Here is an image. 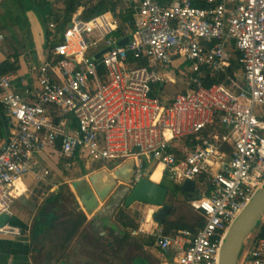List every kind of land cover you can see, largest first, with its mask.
<instances>
[{"label":"built area","instance_id":"built-area-1","mask_svg":"<svg viewBox=\"0 0 264 264\" xmlns=\"http://www.w3.org/2000/svg\"><path fill=\"white\" fill-rule=\"evenodd\" d=\"M123 2L120 12L131 18L122 33L112 11L85 19L83 5L73 14L37 69L32 100L15 90L13 75L0 76V102L12 123L0 153V216H10L0 237L23 236L12 207L26 175L50 174L42 154L108 170L131 161L133 184L161 166L156 182L199 180L211 189L190 200L205 213L198 230L166 234L150 210L130 234L155 237L163 253L174 249L173 264H219L228 228L264 185V0ZM49 28L55 32L57 23ZM234 51L241 75L228 77L229 86L205 85L204 71H226ZM130 55L145 64L131 68ZM155 63L163 69L151 68ZM187 72L194 76L186 92L168 103L152 95L153 84H176L175 73ZM242 264H264V236L252 238Z\"/></svg>","mask_w":264,"mask_h":264},{"label":"crops","instance_id":"crops-1","mask_svg":"<svg viewBox=\"0 0 264 264\" xmlns=\"http://www.w3.org/2000/svg\"><path fill=\"white\" fill-rule=\"evenodd\" d=\"M62 8L61 0H0V33L3 35V38L0 39V64L8 60L17 66L16 72L5 74L13 75L15 90L26 100L34 98L37 90V69L43 62L51 58L53 40L61 36L63 28H58V23L55 32L48 29L47 26L51 21H54L52 10ZM163 97L168 102L173 98L164 95ZM11 129L12 123L0 102V148L4 144L6 134H10ZM62 157L50 152L42 154L38 160L41 165L49 169L50 174L40 179L36 173L31 172L19 184L23 193L16 200H21L24 211L12 214L11 221L21 226L24 229V234L19 238L0 237V264H97L94 250L97 239L107 240V245L111 246L112 235L106 230V221L108 220L104 214H99L100 211L88 214L83 208H78L79 219L78 216L67 218L55 214L60 201V183L56 170ZM45 161L48 165L44 163ZM73 161L82 162L83 160ZM49 163L54 165L56 170L51 169ZM70 163L68 162V164ZM83 167L89 170L88 172L100 170H90L85 163H83ZM54 171L56 173L52 175ZM140 204L145 207H153L148 204ZM102 205L103 202L101 207ZM158 208L160 210V207ZM150 210L154 209H149L146 216ZM159 210L157 212L154 210V220L163 228V221L156 218ZM82 214L86 216V219H83ZM63 222L72 224V228L68 232H65ZM100 223L101 226L98 227L97 225ZM58 224L63 225V228L60 229L62 232L58 233L57 246L52 245L50 240L46 241L41 247L46 257L41 263L36 261L34 256L40 249L38 246L39 237L55 235L56 232H52L53 226H58ZM128 228L134 227L125 228L127 235L132 238L140 237L146 247L154 248L153 250L158 253L159 260L153 259L152 254L148 264H171L164 261L171 251L163 253L157 246L155 237L144 234L132 236ZM114 234L119 235L118 237L122 239L126 237L124 233L119 234L118 231ZM54 250H56L57 256L51 259L50 253Z\"/></svg>","mask_w":264,"mask_h":264},{"label":"rangeland","instance_id":"rangeland-1","mask_svg":"<svg viewBox=\"0 0 264 264\" xmlns=\"http://www.w3.org/2000/svg\"><path fill=\"white\" fill-rule=\"evenodd\" d=\"M121 4L123 5L124 2L121 0ZM47 25V24H46ZM49 29V25L47 26ZM58 38H55L54 40H57ZM53 40V42H54ZM98 54H101L98 53ZM97 54V55H98ZM96 55V56H97ZM95 56V58H96ZM138 66L136 64L130 65V67H135ZM184 68L186 66H183ZM151 68H155L157 70H162L163 66L160 63H155L154 65L151 66ZM237 72L239 75H241L242 70L240 67L237 68ZM177 83L176 84H162V89L159 91V94L161 96H169V97H174L177 93H182L186 92L188 90L187 87V81L185 77H177ZM66 117L69 120L73 119V114L71 112L66 113ZM83 162V161H82ZM76 162L73 161L70 164H68L65 161L60 160L58 162L59 167L57 166V170L55 169L54 165H51V169L56 170L58 172L57 179L59 181V188H60V201L58 204V209L56 210L55 214L58 216H65L67 218H74L78 216L79 219V212L78 208H83L78 195L74 189L73 182L77 179H82V178H87L90 176L92 171L88 172L87 174H84V170H87L83 167V163H85L86 167L90 170L96 169L99 164L97 162ZM46 165L48 163L45 161L44 162ZM161 169L162 167L159 166L158 168L155 169V171L151 175V179L153 178L155 181H159L161 178ZM89 171V170H87ZM55 171L52 172V175H55ZM51 175V176H52ZM50 176V177H51ZM161 183V182H160ZM133 183H123L119 182L117 187L114 189V191L111 193V195L103 202V205L99 211H102L103 214L107 217L106 221V230H108L109 234L112 235L111 239V246L107 245L108 242L107 240L104 241L100 240L99 238L97 239V242L95 243V253H96V259H97V264H148L150 261V258L153 254V259L155 258L156 260H159L158 253L154 251V248L146 247L143 242L141 241L140 237L138 238H132L129 235L125 233V228L126 227H136L139 225L141 220L146 216L148 213L149 209H154L156 212L159 210L157 207H145L144 205L140 203H134L132 206L128 207L125 212L127 214H133L135 217V224L131 226H124L122 227L121 223L117 221L116 214L118 211L122 208L124 204L125 197L127 196L128 192L132 188ZM197 186L199 188L200 182L198 180ZM181 187V185H180ZM38 196V194H37ZM168 201L171 202V198H168ZM112 206V207H110ZM177 206V212L180 214L183 211H190L192 210V206L190 203V200H187L186 197L181 193L178 197V201L176 203ZM84 210V209H83ZM13 214L15 215L16 212H23V204L21 203V200H16L13 207H12ZM21 215V214H20ZM77 222V221H76ZM64 224V229L65 232L69 231L72 228L71 223H62ZM63 225L53 226V231L56 232L55 235L50 236H41L39 237L38 240V246H39V251L38 254L35 255V260L38 262H43L45 259L46 255L43 253L41 250V247L44 245V243L50 240V243L54 246H57L58 243V233H61L60 231ZM98 227L101 226V223L97 225ZM261 225L258 227V229L254 232L253 235H257L259 230H260ZM104 228V227H103ZM58 231V232H57ZM116 231L119 232V234L124 233L126 235L125 238H119L117 234H114ZM127 231V230H126ZM110 243V242H109ZM173 254H174V249L171 250V254L167 255L164 258V261H168L169 263L173 264ZM57 256L56 250L50 253L51 259L55 258ZM153 264V263H152Z\"/></svg>","mask_w":264,"mask_h":264},{"label":"water","instance_id":"water-1","mask_svg":"<svg viewBox=\"0 0 264 264\" xmlns=\"http://www.w3.org/2000/svg\"><path fill=\"white\" fill-rule=\"evenodd\" d=\"M128 41L129 37L126 36L118 44L125 46ZM100 56L101 54H98L96 59ZM8 140L9 134L7 133L0 153L6 147ZM132 170L133 163L130 161L119 168L100 169L87 178L75 180L73 186L83 209L88 214L99 211L101 203L111 195L119 182H130ZM181 190L185 193H194L195 182L193 180L185 181L181 185ZM168 193L167 186L148 177H142L133 184L125 197L124 205L130 207L134 203H143L158 206L160 210L156 214V218L162 222L170 211V206L165 204ZM99 214L103 215V212L100 211ZM8 220H10L9 215L0 216L1 225ZM262 224H264V185L228 228L222 244L219 264H242L246 250L249 248L252 238L256 236L253 234Z\"/></svg>","mask_w":264,"mask_h":264},{"label":"trees","instance_id":"trees-1","mask_svg":"<svg viewBox=\"0 0 264 264\" xmlns=\"http://www.w3.org/2000/svg\"><path fill=\"white\" fill-rule=\"evenodd\" d=\"M61 1L63 4V8L58 10L55 9L52 10L54 21L58 23V28L60 29L70 24L73 14L79 9L80 6L83 5L85 7L83 10V17L85 19H90L106 11L114 12L119 19L118 33H122V31L126 28V22L131 18L130 16H123L122 13L120 12V8L122 6L121 0H97L92 3H87L86 0H61ZM129 28L130 30H133V26L131 24ZM238 58H239V53L237 51H234L233 56L231 58L232 60L231 66L228 67L226 71L221 72L219 74H210V72L205 70L203 75V80L205 85L209 86L214 82H221L229 86L230 82L228 77H235L236 73H238L237 68L238 67L241 68L238 62ZM129 63L131 65L134 64L143 65L145 64V61L142 59H137V60L133 59V57L130 55ZM16 70H17V66L11 64L8 60L0 64L1 75L5 73H14L16 72ZM175 75L177 77L179 76L185 77L187 82L192 76H194L190 72H187L184 75L175 73ZM162 87H163L162 84L159 83L153 84L152 95L159 96L160 100L163 103H168V101L163 96H161V94H159V91L162 89ZM187 87L189 89L192 86L191 85L188 86L187 84ZM60 160L65 161L67 163L73 161L72 158H65V157H62ZM87 173L88 171L84 170V174ZM160 184L165 185L169 188V193L165 204L170 206V211L162 223L165 233L173 234L180 229H190L196 231L204 226L206 218H205V213L201 209L191 205L192 206L191 212L183 211L180 214H178L176 203L181 193H183V195L186 197L187 200H193L199 198L202 192L209 193V190L211 188L207 182H203L199 186V188L197 187V190L194 193L182 192L179 184H175L174 182L170 181L167 178L163 179ZM168 198H171V202L168 201ZM127 208L128 207H126L123 204L122 208L116 214L117 221H119V223H121L122 226H131L135 224L134 215L127 214L125 212ZM81 216H83V219H86V216L84 214H82ZM257 236H264V224L261 225Z\"/></svg>","mask_w":264,"mask_h":264},{"label":"bare ground","instance_id":"bare-ground-1","mask_svg":"<svg viewBox=\"0 0 264 264\" xmlns=\"http://www.w3.org/2000/svg\"><path fill=\"white\" fill-rule=\"evenodd\" d=\"M161 173H162V169H161ZM153 180V179H152ZM153 181H155V180H153ZM156 182V181H155Z\"/></svg>","mask_w":264,"mask_h":264}]
</instances>
